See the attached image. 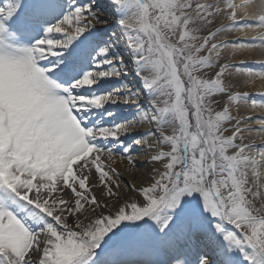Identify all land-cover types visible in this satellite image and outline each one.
<instances>
[{"label": "snow or ice", "instance_id": "obj_1", "mask_svg": "<svg viewBox=\"0 0 264 264\" xmlns=\"http://www.w3.org/2000/svg\"><path fill=\"white\" fill-rule=\"evenodd\" d=\"M257 49L264 0L0 4V264H264Z\"/></svg>", "mask_w": 264, "mask_h": 264}, {"label": "bare ground", "instance_id": "obj_2", "mask_svg": "<svg viewBox=\"0 0 264 264\" xmlns=\"http://www.w3.org/2000/svg\"><path fill=\"white\" fill-rule=\"evenodd\" d=\"M238 2H242V0H238ZM253 2L259 4L260 0H253ZM55 35L60 36L61 34H55ZM245 35H247V37H251L254 35V33L251 31L247 32V34L241 32H235L231 34V37H239V36L245 37ZM238 60L246 61L253 65L259 66V63L257 62L264 61V53H262L259 49H257V50L244 51L242 53H238L235 56L231 57V62ZM239 90L247 91V92L260 91L264 93V81H261L259 78H256L254 81H250L246 85H241L239 87ZM258 98L260 99L259 95ZM252 108H253L252 102L248 103L247 110L241 111V113H245L247 115H260V116L264 115V109H260L259 107L253 109ZM119 112H120V116H127L128 119L132 118V111L121 108ZM234 114L236 115L237 113L234 112ZM253 126L254 127L256 126L254 122H253ZM146 127L147 126L140 128L139 131H144ZM245 135L248 136L250 139H255L256 143H259L262 139V137H260V135L255 132L246 133ZM133 156L137 162L135 167L129 165L126 160L121 161V159L118 157H115L116 160L115 167L117 168L118 172L120 173V177L122 178V182H119L122 195L126 197L129 201H139V199L141 198L138 196L137 193L133 192L131 189L134 185L135 186L141 185L142 182L144 184H147L148 179L151 175L149 169L152 167V165L147 164L144 158L142 156L136 155V153H133ZM111 202L113 204L115 203L114 200Z\"/></svg>", "mask_w": 264, "mask_h": 264}, {"label": "rangeland", "instance_id": "obj_3", "mask_svg": "<svg viewBox=\"0 0 264 264\" xmlns=\"http://www.w3.org/2000/svg\"><path fill=\"white\" fill-rule=\"evenodd\" d=\"M5 2H6V0H0V4L5 3ZM100 3H101V4H104V3H106V0H100ZM108 30H109V32H111V31H113L114 29L109 28ZM239 37H243V36H239ZM231 38H238V37H231ZM122 47H123V46L121 45V48H122ZM225 55L228 56V55H230V53H225ZM240 61H242V60L234 61L233 63H238V62H240ZM244 62H246V61H244ZM246 63L249 65V67H252V68H254V69H259V66H258V65H253V64H251V63H249V62H246ZM128 81H129V83H133V84L135 83L134 78H133L131 75H129V77H128ZM250 93L253 94V97H252V99L249 100V103L253 102V100H255V101L260 100V99L258 98V95H259L260 93H262V92H260V91H252V92H250ZM256 108H258V107H256ZM252 109H253V108H252ZM233 114H234V113H233ZM234 115H235V114H234ZM241 115H247V114H245V113H241ZM252 116H260V115H252ZM121 117H127V116H121ZM251 140H254V141H255V139H251ZM116 157L120 158L119 155H117ZM119 182H122V178H121V177H120V181H119Z\"/></svg>", "mask_w": 264, "mask_h": 264}]
</instances>
